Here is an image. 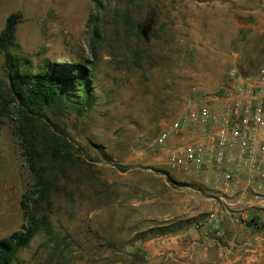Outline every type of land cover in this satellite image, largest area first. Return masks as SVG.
Here are the masks:
<instances>
[{"label":"rangeland","instance_id":"rangeland-1","mask_svg":"<svg viewBox=\"0 0 264 264\" xmlns=\"http://www.w3.org/2000/svg\"><path fill=\"white\" fill-rule=\"evenodd\" d=\"M10 14L19 18L15 53L23 70L84 64L89 71V109L46 118L85 162L52 173L48 203L35 212L48 216L52 233L35 234L11 264H170L150 260L139 240L150 228L184 222L203 189L177 181L165 146L153 141L239 65L251 74L264 64L257 28L264 0H0V30ZM2 65L0 56L6 80ZM32 183L10 117H1L0 208L16 223L3 226L0 238L21 229L20 200Z\"/></svg>","mask_w":264,"mask_h":264},{"label":"trees","instance_id":"trees-1","mask_svg":"<svg viewBox=\"0 0 264 264\" xmlns=\"http://www.w3.org/2000/svg\"><path fill=\"white\" fill-rule=\"evenodd\" d=\"M18 21V15L10 14L0 30V56H3L6 75V80L0 77V118L10 117L12 133L19 139L21 154L28 163L33 183L20 200L21 229L0 239V264H11L18 251L27 247L39 231L51 235L48 216L44 214L37 218L35 212L40 203H48L52 173L58 169L64 172L66 162H85L82 153L65 136L64 129L46 118L50 114L60 117L66 110L80 115L89 109L83 94L89 83L86 65L70 64L58 68L49 65L40 72L22 69L15 53ZM94 33L98 36L96 27ZM91 50L95 53L94 46ZM72 90L81 93L72 95L73 92H69ZM166 229L157 227L155 234L166 233Z\"/></svg>","mask_w":264,"mask_h":264},{"label":"crops","instance_id":"crops-1","mask_svg":"<svg viewBox=\"0 0 264 264\" xmlns=\"http://www.w3.org/2000/svg\"><path fill=\"white\" fill-rule=\"evenodd\" d=\"M257 28H260L259 32L264 31V26L258 25ZM257 72L246 74L239 65L234 76L219 88L230 91L240 85L255 86L258 82ZM231 97L222 98L216 96L215 92L205 93L201 96L203 102L200 105L211 111H221ZM198 100L194 99L189 107L196 109L200 106ZM195 132L194 126H184L181 134H174L168 139L162 151L168 156L170 146L179 140H187ZM259 135H256L257 139ZM172 173L178 177L177 181L186 182L193 188L197 186L203 191L193 194L190 202L193 207L185 215L184 222L166 229L167 232L163 234H155L156 228H150L151 235L139 240V250L145 251L148 258L157 263L168 258L170 264H264V223L261 220L264 207L253 202L250 193H245V202L240 199V191L246 183L245 173L239 175L233 190L228 192L238 204L245 203V212L249 217L245 221L238 217L236 210L225 209L220 201L223 193L219 172L212 168L196 169L191 166L187 173L182 170H173ZM10 221L16 223L5 208H0V229L3 230V226ZM6 230L3 237L12 233Z\"/></svg>","mask_w":264,"mask_h":264},{"label":"built area","instance_id":"built-area-1","mask_svg":"<svg viewBox=\"0 0 264 264\" xmlns=\"http://www.w3.org/2000/svg\"><path fill=\"white\" fill-rule=\"evenodd\" d=\"M256 76L255 86L240 85L230 91L215 92L222 98L232 96L221 111L200 105L201 97L196 109L189 107L192 103L189 101L185 111L153 141L160 149L172 135L181 134L184 126H194L196 132L187 140L170 146L168 167L186 173L191 166L219 172L223 193L220 201L225 209L236 210L244 221L249 219L245 203L238 204L233 195L228 194L240 174H246V183L240 191L242 202H245V193H250L251 200L264 207V64ZM257 134H260L259 139Z\"/></svg>","mask_w":264,"mask_h":264}]
</instances>
